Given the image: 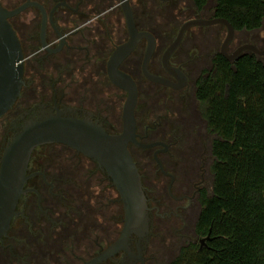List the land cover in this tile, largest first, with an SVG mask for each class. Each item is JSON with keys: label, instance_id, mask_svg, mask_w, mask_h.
<instances>
[{"label": "flooded vegetation", "instance_id": "af4514ba", "mask_svg": "<svg viewBox=\"0 0 264 264\" xmlns=\"http://www.w3.org/2000/svg\"><path fill=\"white\" fill-rule=\"evenodd\" d=\"M124 1L0 0L7 9L23 5L8 20L25 56L21 94L0 118L1 153L24 121L37 114L88 118L110 133L121 131L126 92L110 79L108 63L116 48L130 38ZM127 2L136 29L151 33L156 40L148 71L178 83V78L163 66V52L185 21L217 17L213 14L214 3L207 0L199 7L194 0ZM262 28L264 20L259 28L235 32L226 51L230 53L248 42L264 48ZM226 33V26L220 22L187 27L168 59L170 66L179 67L184 74L180 86L155 82L144 74L146 37L138 39L118 64V69L128 73L138 89L134 110L136 140L164 143L152 147L128 144L131 150L151 152L148 171L141 175L150 215L148 234L139 237L132 233L125 246L104 253L122 229L124 212L117 190L91 158L63 143L43 144L31 154L27 173H35L26 180L25 187L29 190L20 197L19 212L0 240V264H159L151 252L152 246L155 247L156 241L163 245L166 234L172 236L176 253L189 242L198 248L207 246L210 237L202 241L207 235L200 236L195 231L202 194L210 190L211 153L204 136H200L201 132L207 133V128L200 130L193 125L195 122L191 124L192 116L180 118L177 114H196L197 119H202L196 97L197 79L205 64L212 63L215 54L221 53ZM114 106L121 115L120 121L108 115ZM175 114L178 117H173ZM48 145L57 146L66 154L71 152L90 164L82 166V170L93 172V178L87 181L95 190L86 192L90 202L80 198L85 187L83 180L78 185L71 176L45 168L40 159L44 152L41 147ZM155 152L165 173L154 159ZM74 166L71 168L79 172L80 168ZM159 178H165L166 182ZM65 226L71 229L62 234ZM158 243L156 247L160 246ZM163 248L160 246L158 250Z\"/></svg>", "mask_w": 264, "mask_h": 264}, {"label": "trees", "instance_id": "16d2710c", "mask_svg": "<svg viewBox=\"0 0 264 264\" xmlns=\"http://www.w3.org/2000/svg\"><path fill=\"white\" fill-rule=\"evenodd\" d=\"M210 1L214 16L228 19L236 32L262 25L264 0ZM194 2L203 7L207 0ZM205 65L196 90L204 121L197 120L205 125L195 126L207 128L212 181L202 194L195 231L210 232V239L201 248L192 242L181 246L167 264H264V62L252 52L234 62L217 52ZM2 135L0 130V142ZM49 147L54 145L41 147L40 159L51 167L58 158L51 149L45 153ZM67 157L79 160L71 152ZM78 174L83 181L93 178L89 169Z\"/></svg>", "mask_w": 264, "mask_h": 264}, {"label": "water", "instance_id": "95a60500", "mask_svg": "<svg viewBox=\"0 0 264 264\" xmlns=\"http://www.w3.org/2000/svg\"><path fill=\"white\" fill-rule=\"evenodd\" d=\"M127 4L128 2L125 0L124 9L130 38L116 48L108 63L110 79L126 92L122 108L121 131L110 133L91 119L65 114H37V116H30L26 119L3 147L0 155V240L7 234L14 217L19 212L17 205L20 197L29 190L25 187L26 180L35 173H27L31 154L36 147L48 143L66 144L91 158L117 190L124 212L122 229L118 239L109 245L104 253H111L125 246L132 233H136L139 237L148 234L149 207L142 185L141 172L128 144L133 142L142 147H152L164 143L162 141L140 143L136 140L134 110L138 96L137 85L128 73L118 69L120 61L135 47L138 39L146 37L148 40L142 60L144 74L155 82L173 87L180 86L185 77L179 67L168 64V59L180 44L185 30L190 25L223 23L227 33L221 46V53L230 62L237 60L245 51L264 55V48L261 49L250 42L244 43L228 53L226 46L233 40L236 31L224 17L189 19L180 26L176 37L162 55L165 69L179 80L178 83H175L148 71L147 64L155 49L156 40L151 33L136 29L132 12ZM22 8L23 5L7 9L0 2V118L19 98L24 84L25 56L18 35L8 20V17L16 14ZM156 153H154V159L164 172ZM209 237L210 232L201 240L205 241Z\"/></svg>", "mask_w": 264, "mask_h": 264}, {"label": "rangeland", "instance_id": "374dc122", "mask_svg": "<svg viewBox=\"0 0 264 264\" xmlns=\"http://www.w3.org/2000/svg\"><path fill=\"white\" fill-rule=\"evenodd\" d=\"M172 20H173V22H176L174 20V18H172ZM261 34H263V36H264V28H262ZM259 58L264 62V58L263 57H259ZM111 99H113V98H111ZM112 102L114 103L115 101L113 100ZM116 112H117V109H116V106H114L111 109V113L112 114H108V115L113 117V118H116V119H118V121H120L121 120V115L117 114ZM191 116H192V120H190L191 124L193 122H195V124H193V125H196L197 123H200L201 126L203 125L201 121L197 120L196 114H189V116L187 118H189ZM202 136H204V138H205V134L202 135ZM48 149H51V148L49 147ZM52 149H53L52 151L54 152V154H56V156H57L56 158H58V161L54 162L51 167H50L49 164H45V168H48V170H50L52 173H57V174H61V175L63 174V176H71V178H73L74 180H77L78 185H81V183H79L81 181V177L79 176L77 170L73 169L71 167L74 166V164H75V166L80 168L78 170H82L83 169L82 166H89L90 164H88L85 160H80V161L76 162V160L73 157H67V156H69V154L68 153L66 154V152L60 151V149L57 148V146H56V148L52 147ZM132 152H133V155L135 156V158H136V160L138 162L139 167L141 168V171L146 174L147 171H148L147 169L149 168V165L151 164L150 159H148L149 155H151V152L149 150L141 151V150H137V149H134V148L132 149ZM65 155H67V156L65 157ZM70 158H72V159H70ZM209 178H210V185H211V181H212V175L211 174H210ZM159 179L162 182H164V183L166 182L165 178H159ZM87 181H84L85 182V185H84L85 187H83V192H81L82 196L79 195L80 198L82 199L81 201L84 200L83 202H85V203L86 202H90V199H91L89 194L87 195L86 192H88V191L91 192V191L94 190V189H92L89 186ZM108 190H111V188H109ZM108 195L110 196L111 194L108 193ZM106 197H108V196H106ZM69 229H71V228H68L67 226H65L62 229V234H64ZM167 235L168 234H166V236H165L166 242H163V245H160V243H158L156 241L155 242L156 243L155 247L152 246L153 250L151 252L155 253L157 261H158L159 264H167V262L169 260H171L174 257V255H176V251L177 250H176L175 245H173L172 236L168 235V237H167ZM157 243L160 246H164L162 251H161V249H160V251L158 250L160 246L156 247Z\"/></svg>", "mask_w": 264, "mask_h": 264}]
</instances>
